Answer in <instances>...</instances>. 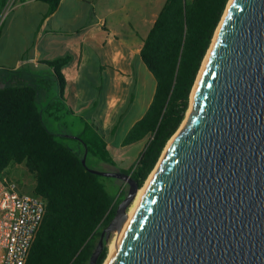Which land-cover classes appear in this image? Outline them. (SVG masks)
Masks as SVG:
<instances>
[{
  "label": "water",
  "instance_id": "obj_1",
  "mask_svg": "<svg viewBox=\"0 0 264 264\" xmlns=\"http://www.w3.org/2000/svg\"><path fill=\"white\" fill-rule=\"evenodd\" d=\"M210 45L185 122L106 264H264V0H231ZM85 155L88 171L129 186L94 264L139 187Z\"/></svg>",
  "mask_w": 264,
  "mask_h": 264
},
{
  "label": "trees",
  "instance_id": "obj_2",
  "mask_svg": "<svg viewBox=\"0 0 264 264\" xmlns=\"http://www.w3.org/2000/svg\"><path fill=\"white\" fill-rule=\"evenodd\" d=\"M52 11L59 0H42ZM229 0H165L144 38L139 57L155 80L146 111L124 135L128 146L144 140L138 159L128 169L116 166L97 127L83 123L74 138L99 160L129 174L140 188L165 145L185 117L190 94ZM65 57L47 60L58 81L59 96L44 106L38 94L52 83L26 68L0 69V177L11 164H24L35 179L32 192L45 201L41 225L25 264H91L102 229L127 191L124 183L111 193L102 178L81 163L82 153L66 147L46 125L44 113L62 111L63 79L58 67ZM69 138V137H68ZM87 167H89L86 163ZM107 246L94 264H103Z\"/></svg>",
  "mask_w": 264,
  "mask_h": 264
},
{
  "label": "crops",
  "instance_id": "obj_3",
  "mask_svg": "<svg viewBox=\"0 0 264 264\" xmlns=\"http://www.w3.org/2000/svg\"><path fill=\"white\" fill-rule=\"evenodd\" d=\"M36 2L41 4L40 43H46L48 46L49 44L57 45L61 49L53 52L48 48L43 54L37 50L33 52L30 42L24 47L27 54L24 58L16 60L14 65L10 66L0 58V69H21L25 64L36 67L40 65L39 63L44 64L42 61L45 59L65 57L66 60L58 67L63 79V95L60 100L64 105L63 111L78 114L79 110L75 101L84 95L85 86H90L98 80L95 82L96 85L102 87L107 68L114 71L111 74L113 79L118 82L122 79L126 80L128 64L133 67L132 65L137 62L134 68L140 69L142 79L139 85L135 79L132 87L134 91L138 90L140 95L135 102L134 96H129L130 104H137V109L126 128L128 131L133 123L142 117L153 97V94L151 97V93L148 92L149 84L147 83L150 76L139 57V51L165 0H59L52 11H49V4L42 0H0V21L4 18V22L11 13ZM93 59H96L95 64ZM45 67L48 68L47 65ZM42 75L50 79L53 85L55 84L50 73H42ZM74 86L77 88H73ZM82 101L92 109L93 113L94 108L97 107V98L87 97ZM100 126L96 125L97 130L101 131L100 134L114 162L117 159L113 151L122 153V150H128L129 146L142 144L141 151L144 140L128 146L121 144L123 133L126 131L125 126L120 132L117 146L113 145L112 140L116 127L105 132ZM21 165L22 163L9 165L11 171L6 175L7 178L12 180L11 174L16 173L17 166Z\"/></svg>",
  "mask_w": 264,
  "mask_h": 264
},
{
  "label": "rangeland",
  "instance_id": "obj_4",
  "mask_svg": "<svg viewBox=\"0 0 264 264\" xmlns=\"http://www.w3.org/2000/svg\"><path fill=\"white\" fill-rule=\"evenodd\" d=\"M40 12L41 4L39 2H36L33 5L24 7L23 9H20L17 12L11 13L4 22V18L0 21V58L6 61L8 65L12 66L14 65L16 60L24 58L25 54H27V52H25L24 47L27 46L30 42L32 46L31 50L33 52L37 50L43 54V52H45L44 50H47L48 48H50L53 52H56V50L59 48L61 49V47L57 45L49 44L48 46L46 43H40ZM45 61L47 60L45 59L44 61H42L44 64L39 63L40 65L36 67H34L32 64H23V68H29V71H35L37 73L43 74L50 73L53 81L55 82L54 85L52 84L50 90L46 92L41 91L38 94L37 100L40 107L44 106L46 102L48 103L55 97L58 98L59 96L58 81H56V78L53 75V69H51L50 66L45 63ZM95 63L96 59H93V64ZM46 65L48 66V68L45 67ZM132 66L133 67L128 64V75L126 80L122 79V81L118 82L117 80L113 79L111 77V74H113L114 71L110 68H107L105 71V79L102 87H98L96 85L95 82H97L98 80L94 81L93 84L90 86H85L84 95H82L80 99L78 98L75 101V104L77 105L79 110L78 114H73L71 112L67 113L63 110L44 113L46 125L49 130L56 134H62L66 136V138L61 139L60 141L69 149L74 150L77 153H82L84 155L85 148L83 149V144L73 138L81 134L84 122L94 124V126L101 125L103 127V131L105 132L106 130L108 131L110 128H113L115 126L116 132L114 133L112 140L114 141L113 145L117 146L120 132L124 130L123 126H125V130L127 131L126 128L128 127V124L133 118V115L137 109V104H130L129 96H134L135 102L137 99H139L138 97L140 95L138 94V90L134 91L132 84L136 79L139 85V82L142 79V73L139 68H134L137 66V62L134 63ZM146 71L149 73L150 76L149 83L147 84H149L148 92L151 93L152 97L154 90V79L147 69ZM73 88L77 87L74 86ZM87 97L90 99H92L93 97L97 98V107L94 108L93 113L92 109L87 104L85 105L82 101L83 98ZM190 108L191 101L189 100V106L185 115L187 114ZM126 131H124L123 136L125 135ZM98 132L101 133L99 129ZM141 145L142 144H135L129 146L128 150L124 149L122 150V153H117L116 151H113V154L116 155L117 159L115 162L116 166L121 167L123 169H128L138 159ZM85 160L87 165L89 166L88 168H91L96 171L111 172L114 171L116 168V166L103 162L91 154H86ZM9 171L11 170L9 167H7L3 171L5 174L2 175H8ZM11 175L12 180L17 183L18 189L21 192H32L35 179L34 176L30 174V172H28L24 164H22L21 166H17V172L14 174L12 173ZM148 177L145 179L142 186L145 184ZM114 180L115 179L112 177L102 178V181L105 183L106 187L111 193H115L114 187L111 185ZM120 183L123 182L119 179L115 181L116 186L120 185ZM124 189L126 191H128L129 189V186L126 183H124ZM133 200L126 208V213L130 210ZM113 238L114 231L113 229H111L107 234V237H105L103 240V242H105L107 246V255L103 264L109 256L110 245Z\"/></svg>",
  "mask_w": 264,
  "mask_h": 264
},
{
  "label": "built area",
  "instance_id": "obj_5",
  "mask_svg": "<svg viewBox=\"0 0 264 264\" xmlns=\"http://www.w3.org/2000/svg\"><path fill=\"white\" fill-rule=\"evenodd\" d=\"M44 212L41 196L21 192L15 181L0 177V264H25Z\"/></svg>",
  "mask_w": 264,
  "mask_h": 264
},
{
  "label": "bare ground",
  "instance_id": "obj_6",
  "mask_svg": "<svg viewBox=\"0 0 264 264\" xmlns=\"http://www.w3.org/2000/svg\"><path fill=\"white\" fill-rule=\"evenodd\" d=\"M230 2H231V0L228 1V4H227L226 9H225V11H224V13H223V15H222V18H223V16L225 15L226 10H227V7H228V5H229ZM222 18H221V20H220V22H219V24H218V27H217V29H216V31H215V33H214V37H213V39H212V42H213L214 39H215V35L217 34V31H218V29H219V27H220V23H221V21H222ZM212 42H211V44H212ZM210 47H211V45L209 46L208 51H207V54L205 55V58H204V60H203L202 66H201V68H200V70H199V73H198L197 79H198V77H199V75H200V72H201L203 66H204V63H205V61H206V57H207V55L209 54ZM197 79H196V81H197ZM195 83H196V82H195ZM194 87H195V84H194L193 89H192V92H191L190 101H191V99H192V95H193ZM190 109H191V108H190ZM190 109H189V111H190ZM189 111H188V112H189ZM188 112H187V113H188ZM184 122H185V118H184L183 121L181 122L179 128H181V127L183 126ZM170 140H171V139H170ZM170 140L168 141V143L170 142ZM168 143H167V145H168ZM156 166H157V165H156ZM156 166L154 167V169H153V170L151 171V173L149 174V177H148L147 181L145 182V184H144L142 187H140V188L137 189V192H136L135 198H134V200H133V203H132V205H131V207H130V210H129L127 213H126V212L124 213V216H123V219L121 220V222H120L116 227L113 228V231H114V238H113V240H112V242H111V245H110L109 256H108V258H107V260L105 261L104 264H106V263L109 261V259H110L111 255L113 254V252H114V250H115L117 244L119 243L120 239H121L122 236L124 235V233H125V231H126L128 225H129V223H130V221H131V219H132V217H133V215H134V212H135V210H136V208H137V206H138V204H139V202H140V199H141L142 195L144 194L145 189H146V187H147V185H148V183H149V181H150V179H151V176H152L153 172H154L155 169H156Z\"/></svg>",
  "mask_w": 264,
  "mask_h": 264
}]
</instances>
